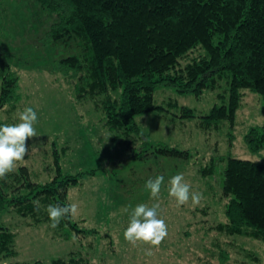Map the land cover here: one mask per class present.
I'll return each instance as SVG.
<instances>
[{
	"label": "rangeland",
	"instance_id": "1",
	"mask_svg": "<svg viewBox=\"0 0 264 264\" xmlns=\"http://www.w3.org/2000/svg\"><path fill=\"white\" fill-rule=\"evenodd\" d=\"M55 22L36 0H0V90L3 75L11 71L19 78L20 95L15 107L0 108V125L19 122L18 112L26 107L36 111L37 137L27 141V162L16 169L27 167L36 183L54 180L58 165L63 176L90 173L68 192V203L79 207L72 219L79 231L62 230L60 225L52 229L49 222L40 221L43 214L25 216L8 208L0 222L15 234L18 254L0 264H52L58 259L76 264L93 260L96 264H264V243L218 230L227 222V200L222 195L227 158L264 160V151L251 153L245 141L252 128L264 126V96L244 90L235 124L225 122L206 131L202 117L227 103L225 88L196 96L161 87L155 104L164 109L162 115L153 112L137 118L146 139L122 134L121 140H114L117 134L106 127V115L92 102L77 100L63 76L54 72L53 62L66 56L63 47L44 45ZM185 108L193 111V118L187 117ZM163 147L188 155L168 156L158 151ZM213 161L217 162L214 175L203 177L202 169ZM179 173L192 191L203 194L199 205L189 202L178 207L168 196V181ZM160 175L164 176L160 217L168 236L147 255L146 245L133 247L123 233L138 204L157 202L145 185Z\"/></svg>",
	"mask_w": 264,
	"mask_h": 264
},
{
	"label": "trees",
	"instance_id": "2",
	"mask_svg": "<svg viewBox=\"0 0 264 264\" xmlns=\"http://www.w3.org/2000/svg\"><path fill=\"white\" fill-rule=\"evenodd\" d=\"M36 2L56 19L44 45L66 50L65 57L53 62L54 72L63 76L77 100L92 102L106 115V127L117 134L114 140L122 134L146 139L137 118L164 110L155 104L161 87L196 96L225 88L227 103L202 117L206 131L225 122L235 124L244 90L264 96V0ZM2 81L0 108L15 107L20 102L19 78L8 71ZM184 112L194 117L192 110ZM245 141L251 153L264 151V126L252 128ZM158 151L188 155L176 148ZM226 161L222 195L227 222L218 230L264 243V160ZM216 165L213 161L203 168V177L214 175ZM58 169L56 178L44 185L32 179L27 167L0 181V216L14 208L25 216L43 214L40 221L50 223L47 206L68 205L70 187L90 174L63 176ZM36 199L41 202L38 212L32 203ZM60 227L79 231L72 218L62 220ZM17 254L15 234L0 222V261ZM52 264L76 263L58 259Z\"/></svg>",
	"mask_w": 264,
	"mask_h": 264
},
{
	"label": "clouds",
	"instance_id": "3",
	"mask_svg": "<svg viewBox=\"0 0 264 264\" xmlns=\"http://www.w3.org/2000/svg\"><path fill=\"white\" fill-rule=\"evenodd\" d=\"M18 121L13 124L0 125V181H7L8 176L14 173L16 169L27 162L25 157L28 155L27 141L30 138L37 137L35 124L38 121L36 111L32 107H26L18 112ZM164 185V176H157L155 179H149L145 185L150 191V197L156 203L138 204L130 213V219L124 239L126 242L136 247L140 244L148 247L147 255H152L150 250L153 247H159L168 236V227L164 219L160 217L162 186ZM168 196L174 198L177 206L187 205L191 202L192 206L201 203L203 194L192 191L190 182L185 179L183 173L176 174L168 181ZM34 210L39 211L41 202L39 199L33 202ZM47 213L50 219V227L56 229L65 218H76L79 214L77 203H70L66 206L48 205ZM127 211V208L124 209ZM75 238V234H73ZM91 264H96L93 260Z\"/></svg>",
	"mask_w": 264,
	"mask_h": 264
},
{
	"label": "bare ground",
	"instance_id": "4",
	"mask_svg": "<svg viewBox=\"0 0 264 264\" xmlns=\"http://www.w3.org/2000/svg\"><path fill=\"white\" fill-rule=\"evenodd\" d=\"M171 89H172V88H171ZM73 92H74V91H73ZM155 97H156V96H155ZM197 99H198V98H197ZM169 107H170V106H169ZM154 113H157V112H154ZM159 113L161 114V112H159ZM159 113H158V114H159ZM165 114H166V113H165ZM161 115H162V114H161ZM161 115H160V116H161ZM104 119H105V118H104Z\"/></svg>",
	"mask_w": 264,
	"mask_h": 264
}]
</instances>
